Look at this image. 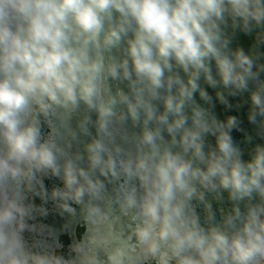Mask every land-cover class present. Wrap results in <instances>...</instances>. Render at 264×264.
Listing matches in <instances>:
<instances>
[{"label":"clouds","instance_id":"9594fccd","mask_svg":"<svg viewBox=\"0 0 264 264\" xmlns=\"http://www.w3.org/2000/svg\"><path fill=\"white\" fill-rule=\"evenodd\" d=\"M227 27L245 35L264 29V0H0V264H72L54 250L26 246L22 232L44 227L27 220L47 213L26 203L25 193L56 202L61 215L74 216L71 204L80 205L82 219L94 229L105 216L95 203L105 189L97 173L123 174L143 190L139 196L135 189L124 191L121 209L136 213L127 241L113 244L97 234L106 264L148 258L157 264H264V144L243 159L231 135L239 130L238 118L219 120L199 84L203 77L225 107H231L225 91H249L247 119L264 137L260 53L230 49ZM255 39L264 43V31ZM108 77L126 81L127 91L102 89ZM81 103L97 113L100 138L74 156L52 136L42 140L40 116ZM113 117L141 127L137 151L126 159H115L113 152L121 150L104 141L112 135ZM86 122L80 125L85 133ZM208 135L215 144L206 150ZM49 175L62 181L50 193L43 182ZM221 189L232 207L221 210L216 222L205 192L221 198ZM193 200L204 205L206 226ZM84 247L83 241L71 245L77 253ZM81 261L97 264L94 256Z\"/></svg>","mask_w":264,"mask_h":264},{"label":"water","instance_id":"95a60500","mask_svg":"<svg viewBox=\"0 0 264 264\" xmlns=\"http://www.w3.org/2000/svg\"><path fill=\"white\" fill-rule=\"evenodd\" d=\"M230 23V22H229ZM264 31V29H253L251 34L245 35L239 29L233 31L230 27L225 28V33L230 39L229 48L235 49L240 46L246 53L250 51H257L260 53L257 63L264 65V43L257 44L255 39L256 35ZM256 44L257 47L252 49V45ZM112 55H117V50H112ZM105 56L108 54L105 53ZM213 73H215L213 62ZM253 70L257 68L254 65ZM181 77L184 73L180 70ZM259 78L264 80V71L260 72ZM126 81L120 82L112 80L108 77L107 80H102V89L106 87L113 95L117 87L123 88L127 91ZM199 84L203 87L212 97V107L210 111L221 121L228 115H234L238 118V129H233L231 135L234 142L239 145L243 151V159H250V152L255 144H264V137L258 135L260 131L258 124L250 123L247 119V114L250 108L249 91H243L236 96H230L225 91L224 95L228 100L231 107H225L221 104L215 95L216 90L210 87L201 77ZM222 89V86H220ZM254 87L250 83L249 89ZM196 102L204 108H209V104L203 101L198 93L193 94ZM237 105H239L237 107ZM120 109H117L119 113ZM85 124L87 133L81 130V123ZM97 113L94 110H89L83 103L72 111H67L62 108H57L51 112L47 117L40 116V132L42 140H47L52 136L58 147L63 149L69 155L76 153H84L85 145L90 143L93 139L100 138L97 131ZM262 118L257 116L259 122ZM190 123V121H189ZM109 129L112 133L111 137H104L105 143L110 149L119 148V154L113 152L114 158L117 160L126 159L127 154H135L137 151V137L140 134V125H133L130 119L120 122L116 117H113L112 122L109 124ZM162 135L167 140L169 136L166 132ZM246 136L251 137V141L246 140ZM208 144H215V138L211 135L206 137V150ZM62 163V160H61ZM83 166V165H82ZM119 171V165H117ZM99 179L104 183L105 189L103 198L95 203L101 208L105 216L99 221L94 229L81 217V206L72 203L71 206L75 209V215L67 212L61 215L56 202L52 200H41L39 197L31 193H25L26 203H31L37 207L46 210V215L38 213L33 214V218L28 219L27 223L36 227L44 226L40 231H30L25 229L22 232L23 240L29 248L35 251L54 250L58 254L72 261V264H82V256H94L97 264H106L107 252L104 247L98 246L96 243L97 234H103L109 237L111 243H118L120 241H127L134 227L135 210L128 209L122 210L120 204L124 199V191L135 189L137 195L142 194L140 183L136 179H130L123 174L109 175L107 178L100 176ZM45 188L51 192L54 187H61L62 181L59 177L49 175L43 179ZM221 198L217 197L214 192H205V200L211 204L212 210L215 213V220L219 222L221 219V210L225 212L231 211L232 202L228 199V193L225 190H220ZM258 197L255 196L252 202H256ZM71 203V202H70ZM195 207L197 214L200 217V222L205 225V210L204 205L196 200L191 202ZM241 211L245 210L244 203L240 204ZM82 242L85 247L82 253H77L71 249L73 242ZM129 243H134V237ZM141 264H157L155 259L148 258L143 260Z\"/></svg>","mask_w":264,"mask_h":264}]
</instances>
